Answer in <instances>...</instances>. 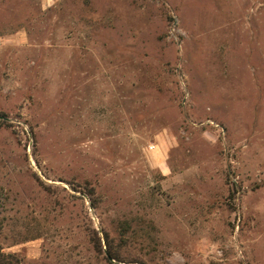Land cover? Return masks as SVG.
I'll use <instances>...</instances> for the list:
<instances>
[{"label":"rangeland","instance_id":"1","mask_svg":"<svg viewBox=\"0 0 264 264\" xmlns=\"http://www.w3.org/2000/svg\"><path fill=\"white\" fill-rule=\"evenodd\" d=\"M106 234L264 264V0H0V259L111 264Z\"/></svg>","mask_w":264,"mask_h":264},{"label":"trees","instance_id":"2","mask_svg":"<svg viewBox=\"0 0 264 264\" xmlns=\"http://www.w3.org/2000/svg\"><path fill=\"white\" fill-rule=\"evenodd\" d=\"M93 192V190L91 189V193ZM93 194V193H92ZM105 242H106V245H107V254L108 256H106V259L108 262H111V260H116L118 262H124L123 258L121 257L120 254H118L117 252H115L111 245H110V239H109V236L108 234H106V237H105ZM91 243L93 244V247L95 249L96 252L100 253V254H106V251H104V245H103V239L102 237L96 232V231H93L92 234H91ZM17 257L15 255H2V259H0V264H14L12 262H9V260L11 259H14V260H17V263H18V259H16Z\"/></svg>","mask_w":264,"mask_h":264}]
</instances>
